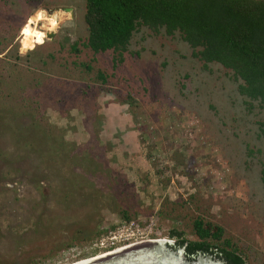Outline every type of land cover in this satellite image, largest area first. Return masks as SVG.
<instances>
[{
  "label": "rangeland",
  "instance_id": "1",
  "mask_svg": "<svg viewBox=\"0 0 264 264\" xmlns=\"http://www.w3.org/2000/svg\"><path fill=\"white\" fill-rule=\"evenodd\" d=\"M83 12L0 0V264L90 259L122 221L173 246L195 217L264 264V109L177 33L139 28L119 63L93 55Z\"/></svg>",
  "mask_w": 264,
  "mask_h": 264
},
{
  "label": "trees",
  "instance_id": "2",
  "mask_svg": "<svg viewBox=\"0 0 264 264\" xmlns=\"http://www.w3.org/2000/svg\"><path fill=\"white\" fill-rule=\"evenodd\" d=\"M86 38L82 46L93 55L110 51L121 61L132 34L145 28L152 34L177 33L190 49V57L207 65L218 64L231 72L236 91L247 109L256 102L264 109V0H83ZM34 46L31 47V50ZM71 49L75 50V45ZM90 72L89 65H80ZM95 80L105 77L96 72ZM264 184V168L260 169ZM122 220L130 218L121 213ZM192 240L170 231L174 248L184 254L208 255L224 264H243L242 251L223 230L201 217L190 221Z\"/></svg>",
  "mask_w": 264,
  "mask_h": 264
},
{
  "label": "water",
  "instance_id": "3",
  "mask_svg": "<svg viewBox=\"0 0 264 264\" xmlns=\"http://www.w3.org/2000/svg\"><path fill=\"white\" fill-rule=\"evenodd\" d=\"M73 264H224L208 255L184 254L172 241H142Z\"/></svg>",
  "mask_w": 264,
  "mask_h": 264
},
{
  "label": "built area",
  "instance_id": "4",
  "mask_svg": "<svg viewBox=\"0 0 264 264\" xmlns=\"http://www.w3.org/2000/svg\"><path fill=\"white\" fill-rule=\"evenodd\" d=\"M150 225L139 226L134 221L120 222L106 234L100 235L93 244L98 253H108L140 241H157L151 238Z\"/></svg>",
  "mask_w": 264,
  "mask_h": 264
},
{
  "label": "bare ground",
  "instance_id": "5",
  "mask_svg": "<svg viewBox=\"0 0 264 264\" xmlns=\"http://www.w3.org/2000/svg\"><path fill=\"white\" fill-rule=\"evenodd\" d=\"M163 241V240H162ZM140 242H142V241H140ZM138 243V242H137ZM101 255H103L102 253H99L96 257H98V256H101ZM91 259V258H90ZM86 260V259H85ZM85 260H82V261H85ZM82 261H78L77 263H79V262H82Z\"/></svg>",
  "mask_w": 264,
  "mask_h": 264
}]
</instances>
